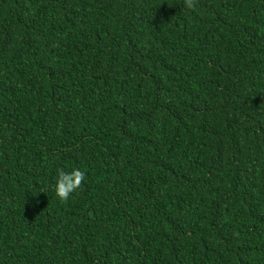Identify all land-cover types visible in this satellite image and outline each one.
I'll return each mask as SVG.
<instances>
[{
  "label": "trees",
  "instance_id": "1",
  "mask_svg": "<svg viewBox=\"0 0 264 264\" xmlns=\"http://www.w3.org/2000/svg\"><path fill=\"white\" fill-rule=\"evenodd\" d=\"M193 5L0 0V264H264V0Z\"/></svg>",
  "mask_w": 264,
  "mask_h": 264
},
{
  "label": "clouds",
  "instance_id": "2",
  "mask_svg": "<svg viewBox=\"0 0 264 264\" xmlns=\"http://www.w3.org/2000/svg\"><path fill=\"white\" fill-rule=\"evenodd\" d=\"M187 6L192 8L193 0H186ZM86 179V172L80 168L65 170L59 169L54 177V189L57 197L62 201H67L81 186Z\"/></svg>",
  "mask_w": 264,
  "mask_h": 264
}]
</instances>
